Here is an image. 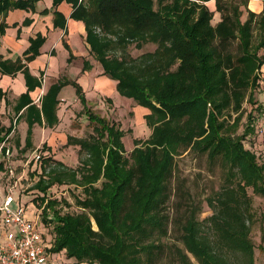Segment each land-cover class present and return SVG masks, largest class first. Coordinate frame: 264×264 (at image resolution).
<instances>
[{
  "label": "trees",
  "instance_id": "trees-1",
  "mask_svg": "<svg viewBox=\"0 0 264 264\" xmlns=\"http://www.w3.org/2000/svg\"><path fill=\"white\" fill-rule=\"evenodd\" d=\"M39 1L0 0V14L11 9L34 11ZM209 1L52 0L53 27L65 28L66 20L56 8L69 4L70 18L84 24L89 55L100 64L103 75L116 82L119 96L131 99L143 112L150 134L134 139L129 153L120 126L89 108L78 83L58 79L37 106L29 92L41 87L42 74L33 77L20 59L11 62L0 57L2 74L22 71L25 79L27 91L14 106L16 114L23 110L16 121L23 115L27 123L24 148L32 146L34 125L52 128L57 124V95L65 85L74 87L92 125L88 138L67 137V145L79 147L78 167L40 155V162H35L40 172L33 202L40 210V230L51 254H61L74 264H151L161 246L149 239L165 235L168 218L163 209L175 158L192 151L211 163L218 161L224 183L207 198L211 215L199 220V206L177 178L184 211L177 218L182 248L174 250L176 264H229L224 253L234 254L241 264H255L247 189L264 198V163L259 164L243 142L261 137L254 120L263 104L260 82L264 78L256 71L264 64V57L258 55L264 48V4L255 14L247 9L248 0L239 4L214 0L220 20L213 25ZM240 6L247 10L244 22ZM30 23L25 19L23 25ZM5 28L1 23L0 36ZM253 29L258 31L255 38ZM233 40H237V55L227 50ZM44 41L41 34L29 40L24 62L39 55ZM147 43L155 45L153 51L135 58L125 52L127 45L141 49ZM90 67L83 62L84 70ZM253 90L258 92V102ZM245 100L254 104L253 111L243 132L234 136L240 116L229 124L224 113L229 109L239 113ZM11 132L12 126L0 127V143ZM64 184L82 189L83 198L76 200L82 212L57 208L59 200L51 196V188ZM259 249L264 264V248Z\"/></svg>",
  "mask_w": 264,
  "mask_h": 264
},
{
  "label": "rangeland",
  "instance_id": "rangeland-1",
  "mask_svg": "<svg viewBox=\"0 0 264 264\" xmlns=\"http://www.w3.org/2000/svg\"><path fill=\"white\" fill-rule=\"evenodd\" d=\"M235 2L239 4V0H235ZM252 5L253 1L251 6ZM240 7L244 10L243 6ZM246 13L245 15L247 18ZM216 17V19L213 18V22L220 19V14ZM257 35L258 31L253 29L254 38ZM253 43H255V39ZM227 47L229 52L234 55L238 54L237 40L231 41ZM154 48L155 45L151 43L143 45L141 49L131 44L127 45L125 52L135 58L145 52L153 51ZM258 55L264 57V50L261 49ZM262 67L263 65L256 72L259 76L262 75L264 78ZM46 82L49 81L47 80ZM102 87L103 91H108L106 85H102ZM100 92L92 91L88 93L86 98L89 108L101 116L108 117L120 126V129L124 132L122 138L124 148L126 153H129L134 147V139H145L150 134V129L145 125L143 120V112L138 109L139 107L131 99L119 96L116 90L111 92L116 107L112 105V102L107 101L108 98L105 92ZM250 92L251 91L248 90L247 95H249L248 93ZM257 93L258 92H255V90L252 92L255 101L258 102L259 96ZM253 106V103L245 100L239 113L235 114L230 109L224 113L223 118H226L229 124H231L237 116H240L237 127L233 131L234 136L240 135L246 128L248 115L253 111ZM57 110L60 115V121L57 126L48 130L47 128L36 125L34 135L36 145L33 146L32 144L30 148H24L21 143L17 145L16 142L19 140L18 130L20 133L26 134V123L23 122V126L18 127L19 122L15 123L14 120H12L14 116L9 109L8 117L12 120L13 131L7 136L9 140L8 146H10L11 149L15 147V150L11 157L3 159L2 169L4 170V166L7 165L8 168L13 170V174L3 171L0 177V187L4 193L11 191L16 194V192H18L21 200L23 199V201L27 202L25 206H27L28 209H32V204H36L33 202L36 195L34 185L40 171L35 169L37 168L35 156L40 155L41 158L43 156L50 157V159L62 162L69 168H76L79 166V147L77 145H67V137L84 139L90 137L93 133L92 125L89 124L84 114L83 107L76 96L68 100H62ZM243 145L245 149L255 154L259 164L264 163V134H261V137L256 136L255 139L249 137V139L244 140ZM41 158L38 162H40ZM172 175L168 187L169 199L165 203L163 209V214L168 218L165 226V235L154 236L149 239L154 244H159L161 246L160 250L154 251L155 254L151 259V264H176L174 250L175 248H182V243L180 241L181 230L177 224V218L183 214L184 201L182 197L180 198L179 196L177 178L183 181L182 184L184 189L191 195L194 203L199 206V220L211 215L212 211L208 207L207 198L217 191L224 183L220 163L218 161L211 163L207 160L205 155L192 151L185 152L175 158ZM51 192V196L58 198L57 200H59V203L57 208L62 210V212H70L73 214L82 212L76 203V200L83 198L84 195L80 187L64 184L53 189L51 188ZM247 194L250 200L249 209L252 215L249 224V237L254 247V263L262 264L263 256L259 246L264 248V198L253 194L251 188L247 189ZM63 200L68 206L64 207L65 204ZM93 229L96 230L94 223ZM224 254L229 264H241L240 258L234 256V254ZM191 259L193 261V258ZM53 262L56 264H74V260L69 261L61 254L58 255V257L53 255Z\"/></svg>",
  "mask_w": 264,
  "mask_h": 264
},
{
  "label": "crops",
  "instance_id": "crops-1",
  "mask_svg": "<svg viewBox=\"0 0 264 264\" xmlns=\"http://www.w3.org/2000/svg\"><path fill=\"white\" fill-rule=\"evenodd\" d=\"M252 1L253 5L251 6ZM263 4L264 0H249L247 9L251 12L259 14L262 11ZM206 5L210 11H213V18L219 15V13L215 11L214 0L207 2ZM44 10H47L48 13H41ZM56 10L60 12L66 20L64 29L53 27L54 16L52 13V0H40L36 4L34 11L11 9L4 15L0 14V24L4 23L6 25L4 34L0 36L1 59L3 61L7 60L11 62H15V60L20 59L22 63H25L30 75L39 78L40 74H42L41 87H37L33 91L29 92L30 99L37 106H39V100L47 91L48 87L63 77L78 83L81 86L85 97H87L88 93L92 91L105 92V95H107V98L110 100L109 102H112V105L115 106L116 103L111 96V92L116 90V82L104 76L100 64H98V62H96L92 56L89 55V46L86 42L84 24L81 21L70 18L72 8L69 4L63 2L56 8ZM240 10L242 11L240 21L244 22L247 19L245 15L246 9L244 8V10H242V7H240ZM25 19L30 20L31 23L26 26L23 25ZM219 20L220 19H217L212 22L213 25L218 23ZM37 34H41L45 37L44 43L39 48V55L30 62H24L23 54L30 45L29 40L34 38ZM64 43L67 44L72 55V59L70 61H68L70 53L65 48ZM84 61L89 62L91 66L89 70L83 69ZM262 70V72H264V64ZM47 80L49 82H46ZM102 85H106L108 87V91H103ZM26 91L27 88L22 71H17L13 75L2 74L0 72V92L2 95H0V127L8 128L12 126V120H14L15 123L19 122L18 127L23 126V122L26 123L23 115L18 119V121H16V118L22 114L23 110L16 114L14 109L19 96L24 94ZM73 96H76L74 87L69 84L63 86L57 95V99L60 102L58 105L60 106L62 100H68ZM9 109L12 111L14 116L12 120L8 117ZM55 114L58 119V124L60 121V115L57 109ZM57 124L52 128L45 127L44 125L42 127L51 130L55 128ZM36 125L32 128L31 143L33 146L36 145L34 140ZM18 133L19 140H17L16 143L19 145L21 143L23 147L25 145L26 134L24 135L23 133H20L19 130ZM8 141L9 140L6 137L2 143H4L6 147H10L8 146ZM14 150L15 147L14 149H11L12 155ZM3 159L4 158H1L0 160Z\"/></svg>",
  "mask_w": 264,
  "mask_h": 264
},
{
  "label": "built area",
  "instance_id": "built-area-1",
  "mask_svg": "<svg viewBox=\"0 0 264 264\" xmlns=\"http://www.w3.org/2000/svg\"><path fill=\"white\" fill-rule=\"evenodd\" d=\"M260 85L263 104L254 126L261 135L264 134V80ZM11 155V148L0 144V159ZM35 158L38 161L40 156ZM3 171L13 174L7 165ZM3 171L0 170V177ZM16 196L11 191L4 193L0 187V264H56L41 234L40 210L34 204L28 209L27 202L18 201Z\"/></svg>",
  "mask_w": 264,
  "mask_h": 264
}]
</instances>
